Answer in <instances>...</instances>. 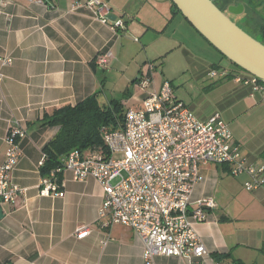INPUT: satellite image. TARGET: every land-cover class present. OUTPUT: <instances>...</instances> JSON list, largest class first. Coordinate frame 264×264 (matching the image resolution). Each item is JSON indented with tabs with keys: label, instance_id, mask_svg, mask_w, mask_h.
<instances>
[{
	"label": "crops",
	"instance_id": "obj_1",
	"mask_svg": "<svg viewBox=\"0 0 264 264\" xmlns=\"http://www.w3.org/2000/svg\"><path fill=\"white\" fill-rule=\"evenodd\" d=\"M83 1L45 0L40 5L10 0L0 13V57L13 59L12 65L0 67L4 75L0 83V166L11 123L23 120L27 125L12 179L23 193L15 204L2 205L0 264H144V244L132 229L100 225L103 189L96 180L76 181L66 173L60 196L41 195L44 148L60 130L59 126H44L43 119L57 108L76 105L96 93L103 104L109 98L117 100L113 92L122 80L130 83L124 100L132 105L127 109L139 108L147 93L135 95L133 89L147 64L154 63L157 72L166 56L160 57V64L159 59L141 63L136 49L158 43L164 46L173 40L168 31L177 18L182 17L179 27L195 29L170 0H104L110 16L124 23L116 30L102 23L92 10L75 6ZM107 51L113 58L103 69L96 59ZM210 72L207 87L215 95L212 108L197 111L185 104L199 120L220 113L244 158L253 165L264 164L262 97L253 98L249 87L230 78L214 79ZM166 81L172 84L155 75L148 91L159 90ZM226 168L225 174L230 175ZM202 174L204 181L196 186L191 202L196 208L202 198L215 199L216 207L208 211L207 220L195 225L209 256L196 260L156 256L155 264H216L219 256L228 254L231 256L221 262L264 264V188L246 191L242 187L244 191L235 192L224 183L218 194V186L224 182L220 173L209 165L202 168ZM230 197L232 202L238 199L235 206ZM85 228L89 234L79 239L77 235Z\"/></svg>",
	"mask_w": 264,
	"mask_h": 264
},
{
	"label": "built area",
	"instance_id": "obj_2",
	"mask_svg": "<svg viewBox=\"0 0 264 264\" xmlns=\"http://www.w3.org/2000/svg\"><path fill=\"white\" fill-rule=\"evenodd\" d=\"M10 0H0V13ZM44 5L45 0H29ZM76 7L94 12L112 30L123 28L122 20L112 21L111 9L104 0H85ZM113 53L97 56L96 64L107 68ZM13 59L0 57L1 65H12ZM156 72L154 63L147 64L137 88L146 92L139 108L126 110L122 128L101 130L105 149L86 154L78 149L60 158L59 166L41 174L40 193L60 196L63 175L70 173L76 181L96 180L103 189L99 223L103 228L123 226L134 231L144 244V264H155L156 256L187 260L209 256L195 225L208 218L216 207L213 197H206L192 207L196 186L204 181L202 168L227 165L233 177L244 178L246 191L264 188V164H250L240 147L233 143V133L220 113L199 120L181 101L168 81L159 90L148 91ZM212 78L232 79L250 88V96L260 95L264 101V82L243 71L212 70ZM4 75L0 69V83ZM27 136L23 120L11 123L5 142L7 151L0 166V205L15 204L23 190L13 182V171L22 156L21 141ZM46 154L40 162L44 167ZM89 229L77 237L82 239ZM216 264H225L216 262Z\"/></svg>",
	"mask_w": 264,
	"mask_h": 264
},
{
	"label": "rangeland",
	"instance_id": "obj_3",
	"mask_svg": "<svg viewBox=\"0 0 264 264\" xmlns=\"http://www.w3.org/2000/svg\"><path fill=\"white\" fill-rule=\"evenodd\" d=\"M237 3V1H236ZM240 3V0H238ZM252 3L248 2L247 10L245 11L246 27L253 33H257L264 25V10L253 11ZM182 17L177 18L169 28V36L173 39L166 45L153 44L144 49L137 48V61L144 62L145 60L153 61L159 59L158 64L161 63L160 57L166 56L163 59V66H160L155 73L158 80H169L172 82L176 95L186 104L196 109L197 111L208 110L212 108L215 95L208 86V71L216 70L223 71L230 68L231 63L219 56V54L211 47L204 39L191 30L188 26L179 27V21ZM166 24V22H165ZM165 26V25H164ZM173 31L175 34H173ZM187 53V55H185ZM108 67V66H107ZM235 70V69H233ZM117 78V77H116ZM118 87L113 92L114 98L123 104L126 110L132 102L124 100L126 98V88L129 87V81H117ZM113 89V85L111 87ZM135 95L140 94L138 88H134ZM113 100V98H109ZM217 172L220 173L224 179L218 186V194L222 192L224 183H229L230 188H234L235 192L242 189L244 178H236L231 174H225L226 169H222L221 165H210ZM224 173V174H223ZM227 175V176H226ZM230 197V203L232 202ZM238 202L234 200L231 203L235 206Z\"/></svg>",
	"mask_w": 264,
	"mask_h": 264
},
{
	"label": "trees",
	"instance_id": "obj_4",
	"mask_svg": "<svg viewBox=\"0 0 264 264\" xmlns=\"http://www.w3.org/2000/svg\"><path fill=\"white\" fill-rule=\"evenodd\" d=\"M212 1L217 5L214 0ZM233 1L234 0H232V2ZM227 2H230V0H227ZM248 2L250 4L252 3L253 6L251 7L253 8V11L258 12L264 10V0H240L239 4H245L247 10ZM173 5L176 11L182 14L174 3ZM239 27L264 44V25L257 33L251 32L246 26ZM193 29L195 28L193 27ZM195 31L211 47H213L196 29ZM213 49L219 53L223 59L228 60L235 70H242L227 57L221 54L215 47H213ZM98 94L99 93H96L93 97H90L76 105H65L57 108L52 112V114L44 116V126H59L60 130L55 138L44 148V153L46 154L47 159L44 167L41 168L42 175H46L53 169L57 168L60 163V158L67 155L72 150L78 149L84 152L98 148L105 149L101 130L104 127L110 128L111 130L123 127L126 113V110L123 108V104L114 99L106 104H103L100 102ZM221 166H223L224 169H227L226 167H228L227 165ZM230 256V254L219 256L217 261L221 262L223 259L229 258ZM234 263L244 264L238 260H235Z\"/></svg>",
	"mask_w": 264,
	"mask_h": 264
},
{
	"label": "water",
	"instance_id": "obj_5",
	"mask_svg": "<svg viewBox=\"0 0 264 264\" xmlns=\"http://www.w3.org/2000/svg\"><path fill=\"white\" fill-rule=\"evenodd\" d=\"M186 20L231 62L264 82V44L233 22L212 0H171ZM243 12L244 6L239 8ZM236 13L235 8L231 10ZM112 21L116 16L109 17ZM5 213L0 205V222Z\"/></svg>",
	"mask_w": 264,
	"mask_h": 264
},
{
	"label": "flooded vegetation",
	"instance_id": "obj_6",
	"mask_svg": "<svg viewBox=\"0 0 264 264\" xmlns=\"http://www.w3.org/2000/svg\"><path fill=\"white\" fill-rule=\"evenodd\" d=\"M217 5L219 6V8H221V10L236 24H238L239 26L244 27L245 23H246V17H245V11H246V5L244 4H239L236 3L234 0L232 2V0H230V2H227V0H214ZM243 5L244 6V10L243 12H240L239 6ZM232 8L237 11L236 13H232L231 10ZM256 8V7H255Z\"/></svg>",
	"mask_w": 264,
	"mask_h": 264
}]
</instances>
